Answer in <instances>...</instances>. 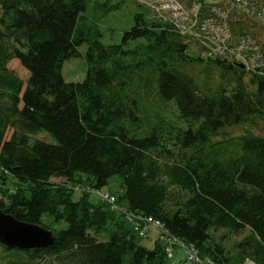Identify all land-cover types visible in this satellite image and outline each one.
I'll return each instance as SVG.
<instances>
[{
	"label": "trees",
	"instance_id": "trees-1",
	"mask_svg": "<svg viewBox=\"0 0 264 264\" xmlns=\"http://www.w3.org/2000/svg\"><path fill=\"white\" fill-rule=\"evenodd\" d=\"M122 1L0 0V172L14 184L1 189L0 210L54 237L44 249L0 245L4 264H166L173 241L211 264H264V182L240 181L245 153L264 148V26L230 14L227 48L248 38L253 69L204 45L202 23L218 22L212 7L226 11L222 0H176L198 6L196 39L133 0L149 19L136 13L119 44L103 45L87 9L108 14ZM82 45L85 77L66 83L62 66ZM12 60L25 83L8 70ZM235 128L241 134L228 135ZM39 132L54 143L34 139ZM114 176L115 208L92 203ZM129 216L157 221L164 245L141 246Z\"/></svg>",
	"mask_w": 264,
	"mask_h": 264
},
{
	"label": "rangeland",
	"instance_id": "rangeland-1",
	"mask_svg": "<svg viewBox=\"0 0 264 264\" xmlns=\"http://www.w3.org/2000/svg\"><path fill=\"white\" fill-rule=\"evenodd\" d=\"M100 2V0H94ZM121 0H110L111 4L120 2ZM120 4V8L116 11H112L108 14H103L100 10L94 11L92 7H88L86 15L88 22H94L97 24L98 30L100 32V42L103 45H117L121 42V37L123 32L129 30L133 25V17L136 13H142L145 19H149L143 8H140L133 0H123ZM80 56L76 58L69 59L64 62L61 75L63 80L66 83H76L81 82L85 77V61L84 55L86 51L85 45H82L79 48ZM188 54L192 57L198 56L194 50L188 51ZM240 65L244 68L246 67V61L240 60ZM7 68L11 71L17 78L22 80L24 83L28 77V72L21 67L17 60H12L8 63ZM199 71V69H196ZM216 72L211 71L210 78L214 85L217 83L218 78H216ZM261 128H256L255 132L260 134ZM228 135L238 136L242 132V128H235L226 130ZM12 130H8L6 133V139L9 138ZM231 137V136H230ZM231 137V138H232ZM34 139L42 140L47 143H54L53 139L46 132H39L37 135L33 136ZM239 152V151H238ZM245 160L243 168L240 174V181L242 184L246 185H256V183L264 182V148H252L245 153ZM2 174L0 172V197L2 196L1 189L4 191H11L14 187L13 180L6 176V180L3 181L1 178ZM51 182L54 184H60L63 182L61 179L52 178ZM101 192H109L113 196H118L121 191L119 188V179L117 176H114L109 179L108 185L100 189ZM79 190L76 188L73 190L72 200L75 201L79 197ZM91 194V193H90ZM90 201L94 204L102 203L94 195L91 194ZM45 222L50 220L46 217H43ZM66 226L64 223L55 224L53 229L58 231L64 229ZM146 236L141 238L139 243L141 246L151 249L155 246L157 242L160 245H164L163 237L159 228H156L152 224H147L146 226ZM248 232L245 231L239 236H229L228 239L224 242L225 247L230 248L234 243L241 240ZM222 234L219 231L216 234V237ZM108 233L106 231L101 232L97 236L98 241H107ZM171 256L167 258L166 264H194L192 262L186 261V250L179 248L177 245L170 247ZM4 253L0 248V264H4Z\"/></svg>",
	"mask_w": 264,
	"mask_h": 264
},
{
	"label": "built area",
	"instance_id": "built-area-1",
	"mask_svg": "<svg viewBox=\"0 0 264 264\" xmlns=\"http://www.w3.org/2000/svg\"><path fill=\"white\" fill-rule=\"evenodd\" d=\"M145 4L150 12L152 11L153 17L161 20L162 22L172 23L176 29L182 34L196 39L199 35L192 29L194 27V19L198 15V6H193L190 9H184L176 0H139ZM224 6L228 7L226 11H222L219 8L212 7L214 13L217 16V20L211 21L210 18L204 20L202 23V31L205 35L202 39H208L211 43V47L204 44L209 50L212 49L213 53L221 56H231L235 58V61H246V68L253 69L255 67V58L248 57V52L251 50V41L248 38L243 37L240 41V45L236 48H227L226 42L232 39L231 32L229 30L230 14L235 13L236 16H248L258 21L264 26V0H222ZM151 16V17H152ZM200 39V38H198ZM256 50V47L252 48ZM256 57V56H255ZM101 202L107 203L112 208H115V197L108 192H101L99 190L92 191L91 193ZM132 223L133 231L140 238L146 235L147 224H152L156 228L160 229V224L157 221L148 218H133L128 217ZM180 248L186 250V260L194 264H211L209 261L200 260L191 247H187L179 242H174ZM167 256L170 257V246L167 248Z\"/></svg>",
	"mask_w": 264,
	"mask_h": 264
},
{
	"label": "water",
	"instance_id": "water-1",
	"mask_svg": "<svg viewBox=\"0 0 264 264\" xmlns=\"http://www.w3.org/2000/svg\"><path fill=\"white\" fill-rule=\"evenodd\" d=\"M237 66L243 68L240 64ZM53 241L51 231L16 220L0 210V245L6 249L19 251L44 249L50 247Z\"/></svg>",
	"mask_w": 264,
	"mask_h": 264
}]
</instances>
